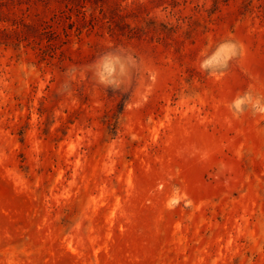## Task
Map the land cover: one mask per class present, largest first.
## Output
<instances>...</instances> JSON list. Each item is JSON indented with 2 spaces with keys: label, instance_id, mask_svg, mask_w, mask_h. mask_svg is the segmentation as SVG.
Returning <instances> with one entry per match:
<instances>
[{
  "label": "rangeland",
  "instance_id": "rangeland-1",
  "mask_svg": "<svg viewBox=\"0 0 264 264\" xmlns=\"http://www.w3.org/2000/svg\"><path fill=\"white\" fill-rule=\"evenodd\" d=\"M0 264H264V0H0Z\"/></svg>",
  "mask_w": 264,
  "mask_h": 264
}]
</instances>
